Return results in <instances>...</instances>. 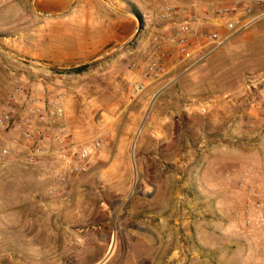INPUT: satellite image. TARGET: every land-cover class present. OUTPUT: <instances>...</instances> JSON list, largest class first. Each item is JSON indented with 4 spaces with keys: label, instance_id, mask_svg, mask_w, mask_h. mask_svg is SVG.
Returning a JSON list of instances; mask_svg holds the SVG:
<instances>
[{
    "label": "rangeland",
    "instance_id": "obj_1",
    "mask_svg": "<svg viewBox=\"0 0 264 264\" xmlns=\"http://www.w3.org/2000/svg\"><path fill=\"white\" fill-rule=\"evenodd\" d=\"M233 1L254 0H0V93L16 107L30 96L57 100L62 110L57 126L93 151L89 171L70 180V186L90 187L91 199L136 197L140 184L159 178L153 173L146 179L131 171L140 148L148 149L149 158L157 151L155 139L146 134L155 130L150 121L170 126L177 122L185 132L188 143L178 149L170 142L163 151L169 161L165 182L194 185L196 177L186 171L194 164L198 145L187 122L224 115L228 148L243 146L249 151L248 183L261 192L263 178L254 170L251 155L264 139V17L209 55L203 50L183 60L174 45L164 42L206 6ZM261 2L259 10L264 12ZM167 9L171 17L164 16ZM153 59L164 74L144 82L145 67ZM139 84L145 85L141 92L136 90ZM225 103L228 112L211 108ZM232 137L247 142L236 143ZM96 141L102 147L93 148ZM52 170L49 162L25 167L14 158L0 157V199L34 198L47 219L51 206L62 208L72 200L70 192L65 203L50 196ZM232 181L228 178V186L236 183ZM107 185L120 190L108 192ZM243 228L258 251L262 232ZM0 264L13 261L0 258Z\"/></svg>",
    "mask_w": 264,
    "mask_h": 264
},
{
    "label": "crops",
    "instance_id": "obj_2",
    "mask_svg": "<svg viewBox=\"0 0 264 264\" xmlns=\"http://www.w3.org/2000/svg\"><path fill=\"white\" fill-rule=\"evenodd\" d=\"M211 108L228 112L227 103ZM225 117L187 122L198 145L194 164L186 171L196 177L194 185L165 182L169 161L163 151L170 142L178 149L188 143L185 132L177 122L170 126L150 121L155 130L146 134L155 139L157 151L149 158L148 149L140 148L131 171L146 179L153 173L159 178L140 184L138 196L97 201L87 194L90 187L73 183L71 203L51 206L47 219L34 198L0 199V258L13 264H257L260 248L253 249L250 234L243 230V212L254 214L256 198L249 193L253 189L263 201L259 214L264 217V187L260 192L248 183L249 151L243 146L228 148ZM260 142L251 156L264 182V139ZM228 178L236 183L228 186ZM106 188L120 190L116 185Z\"/></svg>",
    "mask_w": 264,
    "mask_h": 264
},
{
    "label": "built area",
    "instance_id": "obj_3",
    "mask_svg": "<svg viewBox=\"0 0 264 264\" xmlns=\"http://www.w3.org/2000/svg\"><path fill=\"white\" fill-rule=\"evenodd\" d=\"M261 3V0H254L210 4L198 16L195 13L189 20L180 23L174 33L165 36L164 42L174 45L183 60L203 50L209 55L223 47L234 35L262 19ZM171 15L172 12L167 9L164 16ZM156 41L157 38H154ZM163 74L164 68L153 59L146 65L142 79L147 82ZM144 86L139 84L137 92H141ZM61 118L62 110L55 99L44 102L40 96H30L16 107L11 98L0 93V157L14 158L25 167L49 162L53 166V184L48 193L65 203L69 201L70 180L89 171L93 151L86 144L74 142L69 131L57 126ZM100 147L102 144L99 141L93 145V148ZM249 193L256 198L254 211L258 214L251 216L245 209L244 226L264 231V217L259 214L263 201L253 189H249ZM257 264H264V235Z\"/></svg>",
    "mask_w": 264,
    "mask_h": 264
}]
</instances>
